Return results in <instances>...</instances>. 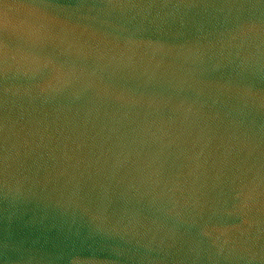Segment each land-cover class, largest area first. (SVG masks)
Returning <instances> with one entry per match:
<instances>
[{"label": "water", "instance_id": "obj_1", "mask_svg": "<svg viewBox=\"0 0 264 264\" xmlns=\"http://www.w3.org/2000/svg\"><path fill=\"white\" fill-rule=\"evenodd\" d=\"M0 264H264V0H0Z\"/></svg>", "mask_w": 264, "mask_h": 264}]
</instances>
